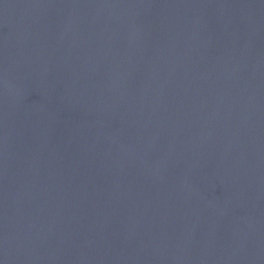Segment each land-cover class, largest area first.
<instances>
[{"label":"water","instance_id":"1","mask_svg":"<svg viewBox=\"0 0 264 264\" xmlns=\"http://www.w3.org/2000/svg\"><path fill=\"white\" fill-rule=\"evenodd\" d=\"M0 264H264V0H0Z\"/></svg>","mask_w":264,"mask_h":264}]
</instances>
